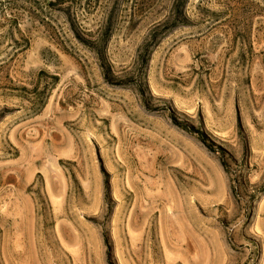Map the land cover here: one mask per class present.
I'll return each instance as SVG.
<instances>
[{
    "label": "rangeland",
    "instance_id": "rangeland-1",
    "mask_svg": "<svg viewBox=\"0 0 264 264\" xmlns=\"http://www.w3.org/2000/svg\"><path fill=\"white\" fill-rule=\"evenodd\" d=\"M0 264H264V0H0Z\"/></svg>",
    "mask_w": 264,
    "mask_h": 264
},
{
    "label": "trees",
    "instance_id": "trees-1",
    "mask_svg": "<svg viewBox=\"0 0 264 264\" xmlns=\"http://www.w3.org/2000/svg\"><path fill=\"white\" fill-rule=\"evenodd\" d=\"M61 1H62V0H57V3L61 2ZM101 70L103 71V73H106V72H107V70L105 71L103 67H101ZM172 119H173V121L176 123V120H175L173 117H172ZM200 136H201V140L205 142V136H204L202 133L200 134ZM221 164H222V166H223L224 168L227 167V166H226V163H225L223 160H221Z\"/></svg>",
    "mask_w": 264,
    "mask_h": 264
}]
</instances>
